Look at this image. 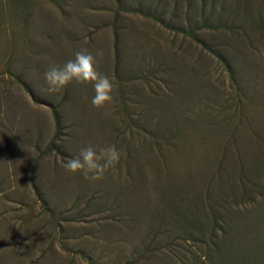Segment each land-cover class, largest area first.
<instances>
[{"label":"rangeland","instance_id":"obj_1","mask_svg":"<svg viewBox=\"0 0 264 264\" xmlns=\"http://www.w3.org/2000/svg\"><path fill=\"white\" fill-rule=\"evenodd\" d=\"M0 264H264V0H0Z\"/></svg>","mask_w":264,"mask_h":264},{"label":"clouds","instance_id":"obj_2","mask_svg":"<svg viewBox=\"0 0 264 264\" xmlns=\"http://www.w3.org/2000/svg\"><path fill=\"white\" fill-rule=\"evenodd\" d=\"M103 52L98 51L95 56L87 50H78L74 58L62 66H51L44 73V80L49 93H58L69 84H91L94 91L91 104L100 109L113 101L114 83L107 75L97 70V57H102ZM121 150L115 145L97 148L89 145L80 150L78 156L70 158L63 167L67 172H79L85 179L100 180L109 169H114L120 162Z\"/></svg>","mask_w":264,"mask_h":264}]
</instances>
